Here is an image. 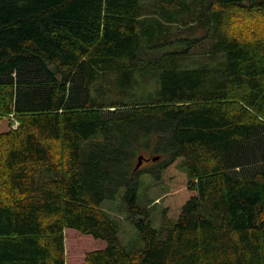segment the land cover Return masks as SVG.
Wrapping results in <instances>:
<instances>
[{"label":"trees","instance_id":"1","mask_svg":"<svg viewBox=\"0 0 264 264\" xmlns=\"http://www.w3.org/2000/svg\"><path fill=\"white\" fill-rule=\"evenodd\" d=\"M263 25L264 0H0V264H264Z\"/></svg>","mask_w":264,"mask_h":264},{"label":"rangeland","instance_id":"2","mask_svg":"<svg viewBox=\"0 0 264 264\" xmlns=\"http://www.w3.org/2000/svg\"><path fill=\"white\" fill-rule=\"evenodd\" d=\"M264 26V25H263ZM236 31V28H235ZM12 124V123H11ZM7 125V124H6ZM5 125V126H6ZM14 125L12 124V127ZM154 155L145 154V158H152ZM157 161V160H156ZM156 161L143 162L137 169L138 188L136 192V202L138 206L146 204L151 212V225L153 228L159 229L164 223L162 217V209L164 208V200L172 193L171 187L167 182V174L169 171L159 173L158 177L153 175L156 167ZM136 162V160H135ZM123 189H121L115 200L104 201L102 209L119 221L118 239L120 243L125 246L130 240L135 241L138 237L135 226L126 219V214L121 212ZM126 203V201H124ZM175 214L166 215V218L172 220ZM172 221H175L174 219ZM131 241V242H132Z\"/></svg>","mask_w":264,"mask_h":264},{"label":"water","instance_id":"3","mask_svg":"<svg viewBox=\"0 0 264 264\" xmlns=\"http://www.w3.org/2000/svg\"><path fill=\"white\" fill-rule=\"evenodd\" d=\"M149 160L156 161V160H158V157H152V158L148 159V158H145L144 156L140 155L137 159V164H136L135 168L138 169L143 162H146Z\"/></svg>","mask_w":264,"mask_h":264}]
</instances>
